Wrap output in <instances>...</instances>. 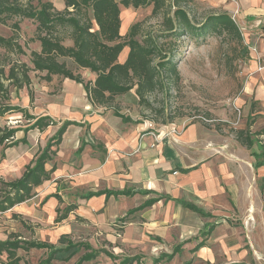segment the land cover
Masks as SVG:
<instances>
[{
    "label": "crops",
    "instance_id": "obj_1",
    "mask_svg": "<svg viewBox=\"0 0 264 264\" xmlns=\"http://www.w3.org/2000/svg\"><path fill=\"white\" fill-rule=\"evenodd\" d=\"M202 1L210 13L233 17L237 12L234 20L249 53L238 101L251 118L253 147L200 124L179 135L166 133L138 115L136 89L122 95L119 106L106 107L94 104L83 84L54 76L48 82L52 87L35 94L33 103L25 96L22 108L35 117H51L55 124L44 131L23 130L22 137L19 131L16 139L26 143L5 151L0 177L19 179L64 123L75 124L53 147L56 153L46 164L47 169L56 166L51 179L35 188L31 199L0 213V241L15 234L58 246L67 236L96 248V237H117L122 247L112 242L113 254L138 256L135 264H155L160 258L158 264H264V165L257 167L254 155L262 153L264 160V0ZM65 7L62 0L57 10ZM128 54L126 47L119 62ZM78 73L86 83L97 77L85 69ZM116 109L132 121L115 115ZM170 124L168 130L175 126ZM34 148L41 149L36 157ZM97 192L131 195L85 198ZM70 205L74 210L68 218L56 223L57 210ZM22 252L29 255V264H38L47 250Z\"/></svg>",
    "mask_w": 264,
    "mask_h": 264
},
{
    "label": "trees",
    "instance_id": "obj_2",
    "mask_svg": "<svg viewBox=\"0 0 264 264\" xmlns=\"http://www.w3.org/2000/svg\"><path fill=\"white\" fill-rule=\"evenodd\" d=\"M194 0H64L65 9L58 11L52 2L42 3L40 8H34L19 4L13 0H0V23L6 24L13 17H22L34 20L37 23V40L40 42V50L31 52L33 68L26 64L20 67H12L7 75L17 89L31 85L30 71L46 72L44 80L51 82L54 76L70 79L83 84L94 104L111 107L115 98L125 95L136 89L140 105L146 102V97L158 89H164L165 85L180 78L177 64L171 58L169 52L158 44L157 38H175L188 35L194 39H204L209 36L223 37L234 41L238 46L245 49L248 59V49L244 44V38L240 27L228 13H209L201 22L192 16L190 5ZM121 6L135 9L153 6V15L163 16V30L157 36H144L142 40L141 24L132 26L126 39L121 35ZM92 12V16H90ZM97 27V29L95 28ZM18 28V24L14 25ZM70 29L69 38L72 45L66 46L64 40L59 36L60 29ZM162 35V36H159ZM12 39L0 36V47L13 49ZM129 54L124 63L119 62V57L125 48ZM60 58L72 60L80 69L89 70L97 75L93 83L85 82L81 74L73 72L65 61ZM19 68L22 70L20 76ZM3 71H0V95L7 96L8 89L2 82ZM33 98H31V102ZM8 112L20 113L29 121H34L28 130H46L55 124L51 117H35L28 113L26 108L14 106H0V117ZM115 115L123 118L125 122H131L130 117L121 115L118 109ZM74 122H66L51 138L45 149L36 159L26 167L24 174L17 180L6 182L0 179L4 191L0 196V213H4L16 205L31 199L35 188L51 179L56 166L47 169L46 164L55 155L53 147L59 146L62 136L68 126ZM18 129H5L0 134V149L2 158H5V150L26 143L25 139H16ZM27 132V130H26ZM237 140L247 149H251L255 143L254 134L248 130H239L236 134ZM264 148V146H262ZM257 157L256 166L264 165ZM131 195V193L120 192H97L89 193L85 198L102 194ZM187 208L205 216V213L191 204H184ZM74 210L70 205L64 210L58 209L56 223H61L68 218L69 213ZM59 243L61 246L36 241L20 240L19 236L11 234L6 241H0V257L5 254L6 261L0 260V264H20L22 257L18 255L19 250L30 251L31 249H46L48 255L40 260L38 264H52L55 260L64 259L69 261L74 257L80 247L87 250L77 264H83L97 257V253L88 252L93 248L86 243H73L67 236H63ZM61 254H68L61 258ZM115 259L116 256H114ZM172 257H170L171 259ZM162 258L156 259L158 264ZM139 263L138 256L125 257L119 264Z\"/></svg>",
    "mask_w": 264,
    "mask_h": 264
},
{
    "label": "rangeland",
    "instance_id": "obj_3",
    "mask_svg": "<svg viewBox=\"0 0 264 264\" xmlns=\"http://www.w3.org/2000/svg\"><path fill=\"white\" fill-rule=\"evenodd\" d=\"M13 1L37 9L45 2H52L56 9L62 3V0ZM116 1L120 2L121 0ZM188 9L192 11V16H195L198 22H201L211 12L202 0L193 1ZM121 10L123 39L128 37L132 26L137 23L141 24L142 30L138 37L139 40L148 35L157 36L163 30V16L153 15V6L138 9L121 6ZM90 16H92V12H90ZM15 24H18V28L14 27ZM95 28L97 29L96 26ZM58 34L66 46L72 45L69 38L70 29H60ZM0 36L12 39L14 44L13 49L0 47V71H3L1 78L8 89L7 96L0 95V106L11 105L22 108L25 96H28L30 103H33L35 94L52 87V84L48 85V82L43 79L46 72L30 71L31 85L22 89H17L7 80L9 70L14 66L20 67L22 64H26L33 68L31 52L40 50V42L37 40V23L31 19L13 17L6 24L0 23ZM157 41L165 51L170 53L171 58L177 64L180 78L177 80L178 83L173 79L174 81L170 82L169 86L165 85L164 89H158L149 94L145 103L141 105L137 103L139 116L154 123L159 129L165 128L164 131L169 134L179 135L185 127L191 124H200L208 129L222 132L228 136L235 135V137H237L236 134L239 130H248L249 132L248 127L251 118L248 119L244 113L243 103L238 101L245 81L243 64L247 61L245 60V49L242 46H238L234 41L216 36L194 39L188 35H183L178 39L161 37L157 38ZM59 60L65 61L67 66L76 74L81 70L68 58H60ZM21 71L19 68L20 76L23 73ZM60 79L63 78L57 77V80ZM31 98H33L32 102ZM122 102L123 96H118L115 98L113 106H119ZM27 111L30 114L29 109ZM172 122L175 126L168 130V125ZM31 123L33 121L29 122L23 114L8 112L0 117V134L5 129H18L23 132L19 136H25L26 130L27 132L30 131L27 126ZM46 146L47 144L43 150ZM32 151L36 157L41 149L39 152H35L37 148ZM3 159L5 158H2L1 148L0 162ZM3 172L4 170L0 167V176ZM1 178L3 179V177ZM2 191H4V186L0 184V196ZM116 233L119 235L118 231ZM95 239L98 249L92 247L93 249L88 252L95 250L98 252L97 257L83 264H119L126 257V254L122 252L119 255L113 254L115 253L114 244L122 247L117 237L113 241H108L102 236ZM80 241L81 239L72 240L73 243H80ZM58 246L61 244L58 243ZM18 252L26 264H29L27 260L29 255L22 250ZM86 252L85 248L80 247L78 253L69 261L55 260L52 264H77ZM47 255L48 251L40 260L46 258ZM66 255L68 254H61L60 256L63 258ZM0 260L6 261V255L3 254Z\"/></svg>",
    "mask_w": 264,
    "mask_h": 264
},
{
    "label": "built area",
    "instance_id": "obj_4",
    "mask_svg": "<svg viewBox=\"0 0 264 264\" xmlns=\"http://www.w3.org/2000/svg\"><path fill=\"white\" fill-rule=\"evenodd\" d=\"M194 1H195V0H194ZM236 13H237V12H234V13H233V17H232L233 20L236 18ZM234 21H235V20H234ZM252 50H253V51H256V49H254V48H253Z\"/></svg>",
    "mask_w": 264,
    "mask_h": 264
}]
</instances>
